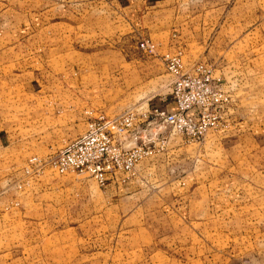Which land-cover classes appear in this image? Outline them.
<instances>
[{
	"label": "rangeland",
	"instance_id": "374dc122",
	"mask_svg": "<svg viewBox=\"0 0 264 264\" xmlns=\"http://www.w3.org/2000/svg\"><path fill=\"white\" fill-rule=\"evenodd\" d=\"M38 3L0 0V11L37 10ZM187 4L203 23L204 43L188 65L207 64L230 94L221 126L200 147L180 137L184 148L119 203H105L87 173L58 174L41 164L7 169L1 155L0 180H23L6 203L0 181V264H264V0ZM100 44L64 42L67 51L53 56V68L64 70ZM131 44L125 49L136 51ZM41 54L34 41L0 48V117L5 103L27 97L21 83L42 75ZM103 92L115 102L116 89ZM123 93L121 102L137 92Z\"/></svg>",
	"mask_w": 264,
	"mask_h": 264
},
{
	"label": "crops",
	"instance_id": "0c3cea01",
	"mask_svg": "<svg viewBox=\"0 0 264 264\" xmlns=\"http://www.w3.org/2000/svg\"><path fill=\"white\" fill-rule=\"evenodd\" d=\"M38 1L37 10L0 11V48L18 44L28 48L34 41L44 58L42 75L21 83L27 97L15 104L3 105L1 160L10 163L7 169L40 164L52 152L82 134L93 117L133 110L138 118V135L149 134L157 145L158 139L165 137L166 144L141 159L132 176L111 175L104 186H98L105 203L134 198L138 186L150 180V174L164 169L171 153L184 148L182 137L161 129L164 126L155 116V111L176 110V106L167 101L171 98L173 76L164 66L163 55L181 51L183 61L189 64V59L197 57L204 49L199 33L203 23L189 12V0H42L41 6ZM51 18L52 21L48 20ZM48 26L52 29V40L44 33ZM70 39L101 44L86 50L78 60L58 72L53 68L52 58L66 53L62 48ZM142 39L154 44L152 52L138 46ZM50 41L52 46H49ZM126 42L133 43L129 46L136 51L125 49ZM50 49L54 50V55ZM217 71L215 74L220 75L223 69ZM110 89L117 91L118 113L111 111L115 103L113 96L108 97L107 92H103ZM126 90L137 93L132 99L121 102ZM155 90L162 92L157 94ZM210 131L213 130L206 133L204 140L212 135ZM125 142L135 146L140 139ZM201 142H197L199 147ZM153 179L160 181L162 177ZM22 180L9 177L0 180L8 189L2 202L13 201L16 196L13 191Z\"/></svg>",
	"mask_w": 264,
	"mask_h": 264
},
{
	"label": "built area",
	"instance_id": "2783aa9c",
	"mask_svg": "<svg viewBox=\"0 0 264 264\" xmlns=\"http://www.w3.org/2000/svg\"><path fill=\"white\" fill-rule=\"evenodd\" d=\"M138 46L152 52L154 44L142 39ZM164 66L173 76L171 100L174 111H155L164 127H169L188 142H201L209 130L222 124V116L230 105V94L220 77L212 74L210 67L202 62L191 65L183 61L181 51L163 55ZM138 118L133 110L107 116L98 115L89 121L86 130L48 155L39 163L58 174L67 172L87 173L99 186H104L111 175L132 176L138 162L161 149L167 139L149 134L138 135ZM140 143L125 144L128 139Z\"/></svg>",
	"mask_w": 264,
	"mask_h": 264
}]
</instances>
